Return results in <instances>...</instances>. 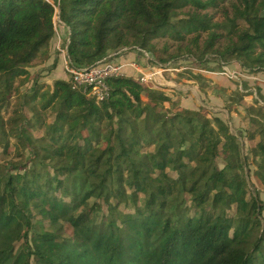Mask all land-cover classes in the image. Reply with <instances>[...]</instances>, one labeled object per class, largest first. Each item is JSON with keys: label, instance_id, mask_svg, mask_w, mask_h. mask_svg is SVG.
<instances>
[{"label": "trees", "instance_id": "16d2710c", "mask_svg": "<svg viewBox=\"0 0 264 264\" xmlns=\"http://www.w3.org/2000/svg\"><path fill=\"white\" fill-rule=\"evenodd\" d=\"M51 1L0 0L4 102L16 80L28 78L25 66L49 59L55 7L69 29V60L78 67L125 47L152 51L161 38L191 53L206 36L203 53L264 72V0ZM210 8L224 20L214 22ZM106 82L110 96L102 103L63 80L53 83L52 94L35 86L30 128L42 127L41 112L55 114L42 139H33L20 120L11 123L12 138H22L44 166L11 163L0 172V264H264V203L249 189L237 137L198 111L162 112L170 98L136 79ZM73 118L92 122L89 141L83 125L69 127ZM256 135L262 156L255 155L254 175L264 188V138L256 130L249 138ZM7 136L0 135L4 149ZM231 207L242 215H229ZM29 208L47 211L51 230L29 239Z\"/></svg>", "mask_w": 264, "mask_h": 264}, {"label": "rangeland", "instance_id": "374dc122", "mask_svg": "<svg viewBox=\"0 0 264 264\" xmlns=\"http://www.w3.org/2000/svg\"><path fill=\"white\" fill-rule=\"evenodd\" d=\"M226 2L225 5H228L229 1ZM207 12L213 15L214 22L224 20L219 9L210 8ZM229 16L232 17V14H229ZM53 23L55 34L48 47L49 59H38L25 66L29 76L25 80H16L13 86L9 88L7 102H4L0 94V135L5 131L8 133L7 139L9 140L8 149L0 146V172L5 164L11 163L10 168L13 165L26 164L29 166L32 163H36L39 167L44 166L39 163L42 156L34 159L22 138H12L13 132H10V129L14 127L11 126V123L20 120L23 128L29 129L33 139L44 138L45 129L47 125L53 123L55 114L49 111L41 112L45 119L42 127L38 130L30 128L36 117L31 111L33 104L28 101L33 93L32 89L37 86L42 92L52 94L55 81L63 80L67 83L70 81L66 67H78L72 65L69 60L66 50L69 43V29L61 22L58 11L54 15ZM205 37L201 38L197 48H193V51L190 48L192 54L187 51L186 45L180 47L175 41L161 38L152 42L154 45L152 51L143 50L136 46L125 47L127 48L126 51L118 56L116 61L119 63L118 59L123 56L128 60L127 63L136 62V68L126 64L128 66L122 70L124 77L138 80L146 91H162L170 98L169 102L164 103L163 107L159 108L162 112L172 115L182 110L198 111L210 118L214 126L221 128L225 135L232 134L236 136L241 155L246 160L244 172L249 181V189L257 192L260 200L264 203V188L254 175L257 158L262 156L261 149H257L261 138L258 137L259 135H256L254 139L249 138L255 130L259 131L264 138V92H261L264 88V72H249L242 69L235 60L215 59L214 54L203 53ZM132 48H139L145 51L146 55ZM149 72L154 74L155 79L150 80L146 77L147 75L152 76ZM1 92L3 91L0 90ZM184 96L191 100L192 105L190 108L180 106L179 102ZM211 97L219 98L217 100L218 104L217 102H211ZM142 99L144 102L147 101L145 95H142ZM36 106L40 110V106L38 104ZM67 117L72 118V115L69 114ZM219 124H222V126ZM78 125H83V136L85 141H89L91 136L94 135L92 122L73 118L69 127L72 129ZM255 155H257V158ZM216 166L218 168L224 166L223 157L216 160ZM49 171L51 174L55 173L52 169H49ZM168 173L173 177L177 176V172L169 171ZM26 195L29 196L30 193ZM65 197L67 198V196ZM90 203H92V200H90ZM102 211L105 215L108 213V208L104 204ZM119 211L121 213L126 210L123 206H120ZM242 212L236 211L234 207L228 209V214L231 216L242 215ZM26 214L30 217L33 226L28 230L29 239L37 230H51L46 221L49 217L47 211H42L39 215L29 208ZM262 219L264 221V211ZM64 227L67 234L70 235L71 229L68 224L64 223ZM194 228L193 226L189 229L193 230ZM19 244H17V247ZM31 261L32 264H36L34 260Z\"/></svg>", "mask_w": 264, "mask_h": 264}, {"label": "built area", "instance_id": "2783aa9c", "mask_svg": "<svg viewBox=\"0 0 264 264\" xmlns=\"http://www.w3.org/2000/svg\"><path fill=\"white\" fill-rule=\"evenodd\" d=\"M56 11H58L59 15V9L57 7H55V13ZM126 49L127 48H123L117 52L110 53L95 62L93 65L87 67H66L70 76L68 84L71 86V89L83 94L86 97L93 98L96 103L107 101L110 96V89L106 80L109 78L124 77V72L122 70L128 65L135 68L137 67L136 62L121 64L116 61L117 57L122 55ZM132 49H137L146 55V52L139 48ZM149 73L152 74V76L146 74V77L150 80H152V78L155 79L154 74L151 72Z\"/></svg>", "mask_w": 264, "mask_h": 264}, {"label": "crops", "instance_id": "0c3cea01", "mask_svg": "<svg viewBox=\"0 0 264 264\" xmlns=\"http://www.w3.org/2000/svg\"><path fill=\"white\" fill-rule=\"evenodd\" d=\"M61 27H62V26H61ZM62 28H64V27H62ZM118 60H119V63H121V64L127 63V61H128V60H126L123 56H121V58L118 59ZM257 78H259V77H257ZM260 88H261V87H260ZM262 88H263V87H262ZM261 92H264V88L262 89ZM262 94H263V93H262ZM211 99H212L211 102H214V103L217 102V104H218V101H217V100H219V98H217V97H215V98L211 97ZM179 103H180V106H183V108H190V106L192 105L191 100L188 99L187 96L182 97V100H181Z\"/></svg>", "mask_w": 264, "mask_h": 264}]
</instances>
